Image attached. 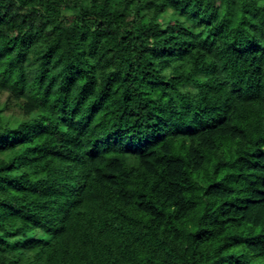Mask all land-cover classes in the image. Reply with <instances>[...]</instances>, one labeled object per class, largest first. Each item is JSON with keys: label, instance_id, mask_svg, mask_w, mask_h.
Masks as SVG:
<instances>
[{"label": "trees", "instance_id": "trees-1", "mask_svg": "<svg viewBox=\"0 0 264 264\" xmlns=\"http://www.w3.org/2000/svg\"><path fill=\"white\" fill-rule=\"evenodd\" d=\"M0 264H264V0H0Z\"/></svg>", "mask_w": 264, "mask_h": 264}, {"label": "rangeland", "instance_id": "rangeland-1", "mask_svg": "<svg viewBox=\"0 0 264 264\" xmlns=\"http://www.w3.org/2000/svg\"><path fill=\"white\" fill-rule=\"evenodd\" d=\"M65 13L69 14V11L65 10ZM173 14L171 10H168L166 13H164L162 16H160L159 21L162 24H173ZM4 98V96L2 97Z\"/></svg>", "mask_w": 264, "mask_h": 264}]
</instances>
